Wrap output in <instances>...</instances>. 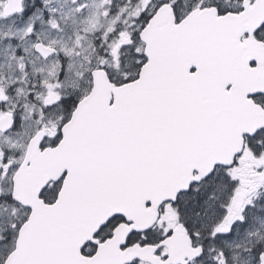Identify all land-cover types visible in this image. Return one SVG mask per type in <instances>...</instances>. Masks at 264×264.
I'll return each mask as SVG.
<instances>
[{
  "label": "snow or ice",
  "instance_id": "obj_1",
  "mask_svg": "<svg viewBox=\"0 0 264 264\" xmlns=\"http://www.w3.org/2000/svg\"><path fill=\"white\" fill-rule=\"evenodd\" d=\"M0 264H264V0H0Z\"/></svg>",
  "mask_w": 264,
  "mask_h": 264
}]
</instances>
